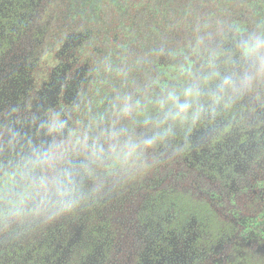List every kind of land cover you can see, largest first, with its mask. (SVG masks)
Instances as JSON below:
<instances>
[{"label":"flooded vegetation","instance_id":"flooded-vegetation-1","mask_svg":"<svg viewBox=\"0 0 264 264\" xmlns=\"http://www.w3.org/2000/svg\"><path fill=\"white\" fill-rule=\"evenodd\" d=\"M49 4L0 0V185L21 158L39 157L37 172L53 175L87 121L93 68L86 35L49 32ZM251 77L226 91L235 108L220 109L218 100V115L202 112L183 135L176 158L192 172L196 202L175 197L161 213L156 200L152 211L124 218L116 232L126 244H116L107 225L115 220L95 211L115 199L88 195L94 211H70L64 228L53 230L48 201L30 203L20 217L0 218V264H264V73ZM31 221L47 227L33 235Z\"/></svg>","mask_w":264,"mask_h":264},{"label":"trees","instance_id":"trees-1","mask_svg":"<svg viewBox=\"0 0 264 264\" xmlns=\"http://www.w3.org/2000/svg\"><path fill=\"white\" fill-rule=\"evenodd\" d=\"M138 2L110 0L109 4L101 3L98 16L93 17L101 40L94 45L91 44V32L95 29L87 24L89 0H50L49 4L47 30L58 35L68 32L86 35L85 51L93 68L87 121L76 129L72 147L64 149L55 163L64 166V172L73 174L84 190L71 212L94 211L88 205V195L115 199L112 203H102L95 211L101 214L100 219L106 218V222L109 218L115 220L112 226L107 225L115 232L116 244H126V238L116 232H123L124 218L131 219L135 212L151 210L154 201L159 200L161 213L169 208L175 197L196 202L193 197L199 193L194 188L192 172L176 158L177 152L183 149L180 146L183 135L209 111L218 115L219 111L215 110L218 100L221 101L220 109L235 108L226 94L229 87L242 84L246 75L261 74L254 62L247 63V60L243 64L238 42L250 34L261 33L262 13L255 11L254 15H249L247 9H263L264 0H231L227 4L230 10L224 18L215 25L202 26L201 34H190L177 43H166L161 37L151 44V47H157L156 51L139 52L138 57L143 54L137 61L143 60V78L136 83L133 82L135 78H131L132 83L126 84V89L107 93L97 104L100 108L92 110L91 100L101 71L100 63L115 61L124 54L127 39L137 29L142 11H133L126 20L123 17L132 8L140 6ZM73 8H79L80 12ZM58 23L60 25H56ZM168 37L177 39L174 33ZM93 111L94 118L91 117ZM118 132L120 137L112 135ZM129 134H139L134 142L139 146L138 157L121 163L111 157L107 149L110 144L128 140L126 135ZM94 144L105 149L104 153L94 154ZM58 165L54 168L56 171H60ZM55 197L51 203L46 202L50 206L46 216H52L47 223L52 230L55 226L64 228L60 226L66 221L62 216L70 212L61 211L59 205L53 207L58 199ZM174 203L180 207L187 202ZM29 224H32L33 235L47 227L44 221Z\"/></svg>","mask_w":264,"mask_h":264},{"label":"rangeland","instance_id":"rangeland-1","mask_svg":"<svg viewBox=\"0 0 264 264\" xmlns=\"http://www.w3.org/2000/svg\"><path fill=\"white\" fill-rule=\"evenodd\" d=\"M140 6L132 8L127 12L124 20L130 18L134 12L142 11L141 20L136 23L137 29L132 31L129 40L127 39V49L122 56L117 57L115 61H103L100 63V75L97 79V87L92 96V110L97 106L100 100L109 92H114L118 89L121 91L126 89V84L132 83L131 78H135L133 82L140 81L143 77V60L137 62L140 57L139 52L147 54L150 51H156L157 47H151L155 40L163 39L166 43L172 41L179 42L188 38L190 34L199 35L202 33V26L215 25L224 18V14L229 12L227 6L231 0H138ZM87 24L95 31L91 32V44L94 45L100 39V30L95 26L93 17L98 16L101 3L109 4L110 0H89ZM227 6V7H225ZM80 12L79 8H73ZM91 11V12H90ZM260 12L263 15V20L260 21L261 33H264V8H248L249 15H254V12ZM263 11V12H262ZM77 12V13H78ZM56 25H60L59 23ZM114 25H112V28ZM138 30V31H137ZM174 30V31H173ZM174 33L177 39L170 40L169 34ZM157 43V42H156ZM93 47V46H92ZM151 47V48H150ZM150 48V49H149ZM94 49V47H93ZM128 72L133 73L129 75ZM91 117H95V111ZM116 136H121L116 133ZM139 134L126 135L128 140L133 143L136 141ZM125 138V134H123ZM118 138V137H117ZM139 151V147L137 149ZM193 212V209H191ZM198 222V221H197ZM196 222V223H197ZM192 222V227H193Z\"/></svg>","mask_w":264,"mask_h":264},{"label":"clouds","instance_id":"clouds-1","mask_svg":"<svg viewBox=\"0 0 264 264\" xmlns=\"http://www.w3.org/2000/svg\"><path fill=\"white\" fill-rule=\"evenodd\" d=\"M238 47L243 58L255 62L257 71L264 73V33L250 34L247 38H242L238 42ZM251 80L252 77H249L248 82ZM138 147L131 140H126L110 144L107 152L118 162L127 163L133 156L138 157ZM104 151L105 149L98 144H94V154H103ZM21 161L6 173L10 177V182L0 185V200L6 204V208L0 210V218L5 220L9 217L18 218L24 213L27 204L32 203L36 208H40L45 201H50L52 195L58 197L53 207L59 205L61 211H71L78 198L84 194L82 186L70 172L61 174L54 169V174L48 176L42 174V171L37 172V169H41L39 157L36 160L21 158ZM38 197L40 199L37 203Z\"/></svg>","mask_w":264,"mask_h":264}]
</instances>
